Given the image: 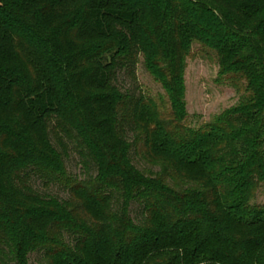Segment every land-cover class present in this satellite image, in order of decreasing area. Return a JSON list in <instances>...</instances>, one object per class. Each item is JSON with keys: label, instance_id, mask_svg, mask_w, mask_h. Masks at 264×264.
Wrapping results in <instances>:
<instances>
[{"label": "trees", "instance_id": "1", "mask_svg": "<svg viewBox=\"0 0 264 264\" xmlns=\"http://www.w3.org/2000/svg\"><path fill=\"white\" fill-rule=\"evenodd\" d=\"M183 1L213 13L264 80V0H162L142 22L131 0H0V264H264V208L242 193L264 178L263 155L243 159L264 122L253 103L216 134L182 124ZM140 31L168 64L165 116L144 113ZM204 137L221 140L209 168L194 158Z\"/></svg>", "mask_w": 264, "mask_h": 264}, {"label": "rangeland", "instance_id": "2", "mask_svg": "<svg viewBox=\"0 0 264 264\" xmlns=\"http://www.w3.org/2000/svg\"><path fill=\"white\" fill-rule=\"evenodd\" d=\"M131 1L138 8L140 22L162 5V0ZM183 3L186 11L176 18L183 49L181 82L178 86L184 110L182 124L189 130L216 134L217 131L211 126L224 112L251 106L253 103H258L251 108L257 113L256 119L260 117L264 122V80L261 78L260 68L254 62L239 59L238 56L243 52L242 43L221 29L213 13L187 1ZM140 37L141 48L135 73L137 84L147 100L144 113L147 116H165L173 109L168 64L162 59L158 48L141 31ZM117 80L121 89L132 88L131 81L125 74L120 73ZM135 91L138 92V89ZM261 128L262 135L253 144L245 142L244 146H247L249 153L243 159L249 156L257 158L258 153L264 156V124ZM219 143L221 140L218 137L198 140L194 158L202 161L208 168L213 167L210 157ZM255 162L258 163V159ZM65 163L69 175L81 179L84 177L74 151L68 150ZM249 184V188L244 186L247 189L242 191L249 194L248 205L264 208V178ZM35 185L40 191L60 198L67 195L66 188L60 184H51L46 188L36 179ZM131 216L140 217L137 204L131 206ZM202 230L203 233L206 231L205 228ZM35 257L34 254L31 255L32 263L35 262Z\"/></svg>", "mask_w": 264, "mask_h": 264}]
</instances>
